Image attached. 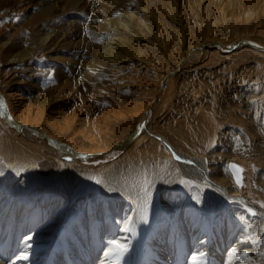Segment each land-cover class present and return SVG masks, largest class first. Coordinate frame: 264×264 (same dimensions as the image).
I'll list each match as a JSON object with an SVG mask.
<instances>
[{
    "label": "bare ground",
    "instance_id": "1",
    "mask_svg": "<svg viewBox=\"0 0 264 264\" xmlns=\"http://www.w3.org/2000/svg\"><path fill=\"white\" fill-rule=\"evenodd\" d=\"M0 104V264H264V0H0Z\"/></svg>",
    "mask_w": 264,
    "mask_h": 264
},
{
    "label": "rangeland",
    "instance_id": "2",
    "mask_svg": "<svg viewBox=\"0 0 264 264\" xmlns=\"http://www.w3.org/2000/svg\"><path fill=\"white\" fill-rule=\"evenodd\" d=\"M135 10H137V8H135L133 10L134 12H130V13H133V16H137L139 14L140 15H143V17H144L143 25L146 28V31L147 32L150 31L151 20L146 17V14L139 13L138 11L136 12ZM121 18H122L121 19V22L123 24H126L127 20L129 19V18H127V15H125V14H122L121 15ZM107 24H108L107 29H110V21H107ZM48 36H49V33L47 31H45V30H41V31H39V32L36 33L37 39L40 38L41 42L44 41V40H46V39L49 42L50 37H48ZM147 37L145 36V39H148ZM24 39L28 40V37L27 36H24L22 34L20 36L15 37V39H13V40H14V43H20V41H22ZM9 40H11V37L8 36L7 38L3 39V42L6 43V42H9ZM108 41L110 42V39ZM167 83L162 88V91H161V93L158 96L159 97L158 100H160L163 96H165L166 91L168 90V84ZM78 101L80 102V100H78ZM10 125L12 127L14 126L12 122H10ZM48 147L53 148L55 150V152H57L59 155H60V153H62V154L69 153V149H67V148H56V147H53V146H51L49 144H48ZM62 162L65 165V163H67V162L72 163L73 160H71V157H69V156H64L62 158ZM78 162H80L81 164H86V165L88 164L87 166H91V167L92 166H95V164H96V162L93 161V160L92 161H88V162L87 161L85 162V161H82L81 160V161H78ZM235 163L238 164V165H240L242 167V169H243V179H244L243 180V185L242 186H239L241 193H240V196L238 197V201L239 202H243V203H250L252 205L261 207L260 205L261 204H264V201L262 200V198L260 197V195L257 193L256 189L254 188V186L252 184V180H253V178L256 175L254 167L253 166H250V165H247L245 163H239L237 161H235ZM216 216H217V214H214L213 215L212 222L217 221L216 220ZM234 218L237 221H241V218L239 216H234ZM252 231L255 232L256 231V228H253ZM147 248H148V246H147ZM128 255H129V253L127 251V256Z\"/></svg>",
    "mask_w": 264,
    "mask_h": 264
},
{
    "label": "snow or ice",
    "instance_id": "3",
    "mask_svg": "<svg viewBox=\"0 0 264 264\" xmlns=\"http://www.w3.org/2000/svg\"><path fill=\"white\" fill-rule=\"evenodd\" d=\"M0 107H3V105L0 104ZM177 159H179V157H177ZM230 168L234 169L233 174L235 176V180H236L237 185H242L241 173L243 172V169L240 168L239 166H236V165H230ZM260 206L262 208H264V204H261ZM252 214L255 215V213H252ZM131 219H132L131 217L125 218V222L123 223V231L128 232L131 230ZM126 251H127V244L126 243H122L121 241L114 240V241H112V251L109 254L110 255H116L117 257H119V256H122V254ZM20 258L26 260L28 257L25 255V256H22Z\"/></svg>",
    "mask_w": 264,
    "mask_h": 264
},
{
    "label": "water",
    "instance_id": "4",
    "mask_svg": "<svg viewBox=\"0 0 264 264\" xmlns=\"http://www.w3.org/2000/svg\"><path fill=\"white\" fill-rule=\"evenodd\" d=\"M231 165H236V166H238L236 163H232ZM240 167V166H239ZM241 168V167H240ZM231 170L233 171V173H234V169H232L231 168ZM241 175H242V173H241ZM242 184H243V175H242Z\"/></svg>",
    "mask_w": 264,
    "mask_h": 264
}]
</instances>
